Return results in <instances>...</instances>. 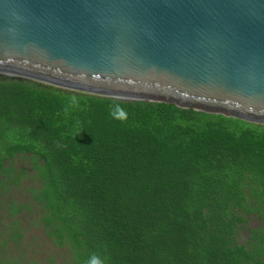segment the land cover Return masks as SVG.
I'll return each instance as SVG.
<instances>
[{"label":"trees","instance_id":"trees-1","mask_svg":"<svg viewBox=\"0 0 264 264\" xmlns=\"http://www.w3.org/2000/svg\"><path fill=\"white\" fill-rule=\"evenodd\" d=\"M15 156L32 161L39 224L71 264H264V125L0 77V173ZM17 223L0 264H15L1 250Z\"/></svg>","mask_w":264,"mask_h":264},{"label":"water","instance_id":"water-1","mask_svg":"<svg viewBox=\"0 0 264 264\" xmlns=\"http://www.w3.org/2000/svg\"><path fill=\"white\" fill-rule=\"evenodd\" d=\"M0 77L264 125V0H0Z\"/></svg>","mask_w":264,"mask_h":264},{"label":"rangeland","instance_id":"rangeland-1","mask_svg":"<svg viewBox=\"0 0 264 264\" xmlns=\"http://www.w3.org/2000/svg\"><path fill=\"white\" fill-rule=\"evenodd\" d=\"M4 166L11 170L10 173H0V181L8 182V185L0 186V232L5 233L17 219L21 238L2 249L1 258L15 264H71L73 260L68 248L55 246L39 224L37 206L29 194V189H36L40 184L32 161L15 156L5 161ZM15 179H18L16 184L13 183ZM19 205L23 207L20 212H8L9 207L16 210ZM256 225L255 221L248 224L253 228ZM245 236V232L241 233L240 242L245 240Z\"/></svg>","mask_w":264,"mask_h":264},{"label":"clouds","instance_id":"clouds-1","mask_svg":"<svg viewBox=\"0 0 264 264\" xmlns=\"http://www.w3.org/2000/svg\"><path fill=\"white\" fill-rule=\"evenodd\" d=\"M87 264H105V261L102 256L94 253L87 261Z\"/></svg>","mask_w":264,"mask_h":264}]
</instances>
